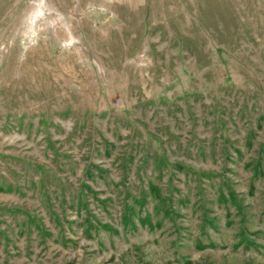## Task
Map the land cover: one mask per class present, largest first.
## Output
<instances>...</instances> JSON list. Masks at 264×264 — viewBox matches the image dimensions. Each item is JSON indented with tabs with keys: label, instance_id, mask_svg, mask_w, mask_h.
I'll return each instance as SVG.
<instances>
[{
	"label": "rangeland",
	"instance_id": "374dc122",
	"mask_svg": "<svg viewBox=\"0 0 264 264\" xmlns=\"http://www.w3.org/2000/svg\"><path fill=\"white\" fill-rule=\"evenodd\" d=\"M0 264H264V0H0Z\"/></svg>",
	"mask_w": 264,
	"mask_h": 264
},
{
	"label": "trees",
	"instance_id": "16d2710c",
	"mask_svg": "<svg viewBox=\"0 0 264 264\" xmlns=\"http://www.w3.org/2000/svg\"><path fill=\"white\" fill-rule=\"evenodd\" d=\"M241 240H242V242H244V241H245L246 243H248V241H246L244 238H242Z\"/></svg>",
	"mask_w": 264,
	"mask_h": 264
}]
</instances>
